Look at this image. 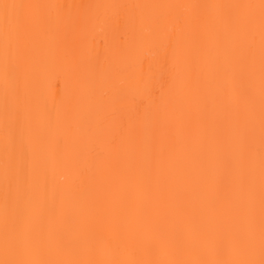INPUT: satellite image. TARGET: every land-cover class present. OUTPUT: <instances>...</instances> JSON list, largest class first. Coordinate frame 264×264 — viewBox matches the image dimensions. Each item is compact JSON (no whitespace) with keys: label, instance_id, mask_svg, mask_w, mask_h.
Listing matches in <instances>:
<instances>
[{"label":"snow or ice","instance_id":"6c2138e0","mask_svg":"<svg viewBox=\"0 0 264 264\" xmlns=\"http://www.w3.org/2000/svg\"><path fill=\"white\" fill-rule=\"evenodd\" d=\"M0 264H264V0H0Z\"/></svg>","mask_w":264,"mask_h":264},{"label":"bare ground","instance_id":"6f19581e","mask_svg":"<svg viewBox=\"0 0 264 264\" xmlns=\"http://www.w3.org/2000/svg\"><path fill=\"white\" fill-rule=\"evenodd\" d=\"M61 3L73 4V3H87L94 2V0H59ZM139 2H151V0H139Z\"/></svg>","mask_w":264,"mask_h":264}]
</instances>
